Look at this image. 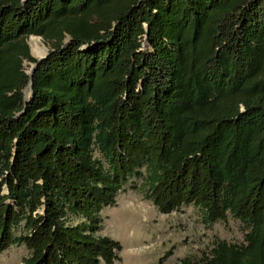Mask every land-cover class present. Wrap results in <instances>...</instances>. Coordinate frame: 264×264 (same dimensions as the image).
Here are the masks:
<instances>
[{
	"label": "trees",
	"instance_id": "16d2710c",
	"mask_svg": "<svg viewBox=\"0 0 264 264\" xmlns=\"http://www.w3.org/2000/svg\"><path fill=\"white\" fill-rule=\"evenodd\" d=\"M31 35L52 49L27 103ZM134 178L244 224L181 264H264V0H0V252L114 264L100 214Z\"/></svg>",
	"mask_w": 264,
	"mask_h": 264
},
{
	"label": "rangeland",
	"instance_id": "374dc122",
	"mask_svg": "<svg viewBox=\"0 0 264 264\" xmlns=\"http://www.w3.org/2000/svg\"><path fill=\"white\" fill-rule=\"evenodd\" d=\"M31 37L28 38L29 42ZM41 38L50 53L51 44ZM143 48L152 49L148 40ZM32 65L24 61L27 72ZM132 184L139 187L142 179L134 178L118 194L117 205L104 207L100 214V232L122 244L121 260L114 264H176L186 256L201 257L216 239L236 243H242L245 239L247 230L244 224L232 214L225 221L206 225L200 209L194 205H184L171 213H162L150 199L144 197L139 188H132ZM168 252H171L170 255ZM28 253L24 244L11 245L0 252V264H23Z\"/></svg>",
	"mask_w": 264,
	"mask_h": 264
},
{
	"label": "bare ground",
	"instance_id": "6f19581e",
	"mask_svg": "<svg viewBox=\"0 0 264 264\" xmlns=\"http://www.w3.org/2000/svg\"><path fill=\"white\" fill-rule=\"evenodd\" d=\"M31 46V51L33 55L38 59L43 57L47 52V46L43 42L42 38L39 36H32L29 42ZM31 90L30 88L26 91V100L31 99Z\"/></svg>",
	"mask_w": 264,
	"mask_h": 264
},
{
	"label": "water",
	"instance_id": "95a60500",
	"mask_svg": "<svg viewBox=\"0 0 264 264\" xmlns=\"http://www.w3.org/2000/svg\"><path fill=\"white\" fill-rule=\"evenodd\" d=\"M31 36H32V35H31ZM36 36L42 37V36H40V35H36ZM70 39H71V37H68L66 43H67L68 41H70ZM27 43H28V45H29V47H30V44H29V41H28V40H27ZM30 50H31V49H30ZM31 53H32V52H31ZM48 54H49V50H47V53H46L43 57L38 58V62H37V63H34V64L32 65L31 70H30L31 81L29 82L28 86L25 88L24 92H25V95H26V90L30 88L31 93H32L31 98H32L33 95H34V92H33V82H32V78H33L34 72H35L37 66H38V65H39L44 59H46V57L48 56ZM32 55H33V54H32ZM29 101H30V99H29V100H26L27 103H28Z\"/></svg>",
	"mask_w": 264,
	"mask_h": 264
},
{
	"label": "built area",
	"instance_id": "2783aa9c",
	"mask_svg": "<svg viewBox=\"0 0 264 264\" xmlns=\"http://www.w3.org/2000/svg\"><path fill=\"white\" fill-rule=\"evenodd\" d=\"M176 264H181V261H178Z\"/></svg>",
	"mask_w": 264,
	"mask_h": 264
}]
</instances>
